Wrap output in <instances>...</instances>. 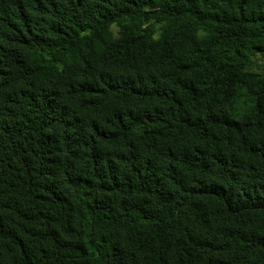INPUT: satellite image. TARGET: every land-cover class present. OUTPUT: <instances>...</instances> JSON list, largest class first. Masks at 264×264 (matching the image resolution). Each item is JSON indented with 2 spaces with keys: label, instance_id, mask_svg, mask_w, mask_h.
<instances>
[{
  "label": "trees",
  "instance_id": "obj_1",
  "mask_svg": "<svg viewBox=\"0 0 264 264\" xmlns=\"http://www.w3.org/2000/svg\"><path fill=\"white\" fill-rule=\"evenodd\" d=\"M0 264H264V0H0Z\"/></svg>",
  "mask_w": 264,
  "mask_h": 264
}]
</instances>
